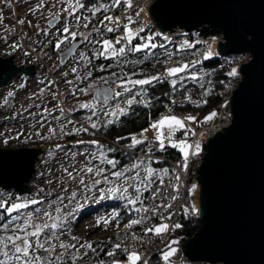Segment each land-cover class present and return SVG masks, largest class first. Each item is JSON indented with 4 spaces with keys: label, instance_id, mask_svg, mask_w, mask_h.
Segmentation results:
<instances>
[{
    "label": "snow or ice",
    "instance_id": "1",
    "mask_svg": "<svg viewBox=\"0 0 264 264\" xmlns=\"http://www.w3.org/2000/svg\"><path fill=\"white\" fill-rule=\"evenodd\" d=\"M123 5L127 9L133 7L132 0H110L108 3L100 2L97 0L91 7H87L83 0H56V5H64L60 12L50 13L47 28H40L39 25L36 26V35H43L47 45H52L54 49L60 53L61 65L66 62L65 58L70 57L73 61L71 66V73L74 80L79 83H74V80L67 79L69 73H63L65 77V83L72 86V95L76 96L77 92L83 95H87L90 89L94 88L93 84H86L85 87H80V84H84L86 81L92 79V69L95 68L97 71L104 72L112 67L111 64L96 65L93 63L94 60H112L118 66L121 64H139L143 61L140 59L129 60V57L136 53H143L144 57L147 58L149 55H154L153 50L157 48L166 49V45L163 43H156L155 36L148 34L147 36H141L140 34L145 32L144 27H140L136 30L132 28V25L136 24V19L132 16H126L127 23L121 24L119 17H114L109 13L114 9L119 8ZM54 5V6H56ZM46 7L44 0H40L37 5V11H43ZM143 9H139L136 12V17L139 18L140 12ZM103 13L101 19L98 20L97 26H95L92 31L87 33L81 32L79 29L83 27L88 29L89 25L92 24L93 20L97 18V15ZM66 14V15H65ZM63 16V19H62ZM4 17L0 15V22H2ZM19 24L24 25L25 20H19ZM31 25V21H28ZM123 29V34L115 39H103L102 37L106 33H115ZM103 29V31H101ZM100 37L99 39L93 37ZM156 35L162 36V39L168 43H171L168 36L162 33H157ZM139 38L141 43L133 44L135 39ZM7 40V36L4 37ZM86 43L91 45V53L89 56L86 52L79 50L80 45ZM120 45V47H116ZM194 46V45H193ZM13 49H19L22 47L20 43H13L11 45ZM181 49L183 45L180 46ZM29 55L30 53H25ZM167 59L164 61L165 64L172 58L173 53L165 51ZM213 57V53L208 51L204 56V60H209ZM197 61H191L187 63H182L176 67L165 68L164 73H158L150 76H143V78L132 79L133 75L137 73H126L123 71L111 72L110 75L113 78L112 83H115L120 91H115L111 88H107V91L103 90L98 93L94 98L93 102H83L80 103V109H86L90 113L87 119L89 122V127L91 129L99 130L101 127H106L109 124H113L122 116L129 114L134 104H142L145 107L151 106V98L148 95V87L154 86L155 84L162 83L164 80H168L172 90L179 91L184 87L185 80H191L198 82L201 76L197 72L193 71L196 68ZM199 63H202L199 62ZM83 69V74L81 70ZM143 75L142 71L140 73ZM232 77H237L239 72L237 69H232L229 73ZM171 78V79H169ZM97 79L108 83L106 77H98ZM56 82H49V87L54 85ZM180 85L178 88L177 85ZM204 88V85H200ZM44 90L42 89L41 92ZM208 90L205 89L204 93L207 94ZM11 96L12 93H9ZM52 95L55 97L56 93L53 92ZM140 97V99H137ZM107 102L110 99H116L117 105L113 108L111 105L108 108L97 107V103L101 101ZM122 98V99H121ZM186 100L191 101V96L186 95ZM7 103V101H5ZM175 104L176 101L172 100ZM207 103V101H203ZM125 105L121 107L120 105ZM199 106V104L197 105ZM36 107H40L36 105ZM57 108L59 109L60 115L53 116L58 123L64 119L66 123L60 128V135H79L80 133H88L89 135H95V132L89 133V127H84L83 125L76 127L75 122L70 118L65 117V112L63 107L60 106L59 101H57ZM71 111V110H70ZM41 119L37 123L44 126L49 116H52L51 112L45 108L41 112ZM101 115L105 118L101 120ZM217 116L216 112L210 113L205 117V121H211ZM93 117H96L93 120ZM188 122H196V117L187 116L184 118L177 117L175 115H165L159 120L153 121L149 124V128L155 132L154 140H149L145 135L148 132V128L142 129L139 134L130 133L128 136H119L116 139V143L119 144L122 140H130L131 143L127 144L126 147L131 150L137 149L141 145L145 147L141 150L145 151V155L149 156V159H139L136 157H129L132 161L129 165L119 167V161L116 158L110 157L109 154L116 153L117 148L106 146L100 143L98 140L84 141L79 140L77 144L91 145V147H85L79 152H65L66 156H69L72 160L80 155L86 160V164L76 171H69L68 168H64L63 171L67 175L70 181H79L82 186L83 193H95L97 190L100 193L99 198H114L122 200L126 205L130 206L134 213H149L151 212L154 216H159L161 220L170 219L171 213L168 217H163L159 209L163 208L165 211L172 207L171 204L161 201L152 207H148L144 203V193H150L152 200H155L157 196L161 195V188L164 185L165 177L169 175L168 169L157 170L151 167L154 161L150 158L154 151L164 152L166 150V142L172 148H178L182 153L183 162L178 165V167L187 172L188 162L190 157L198 156L201 152V145L199 143H189L187 140H180L176 142L172 139L177 131H184L186 134L195 135V132L188 129L186 125ZM67 124H72L73 128L69 131H65ZM49 133L56 135V129L49 127ZM23 133H18L15 137L19 139ZM37 136L41 139H46L39 132ZM139 137V138H138ZM4 143H8V139L4 140ZM63 145L57 144L56 148L58 150L63 149ZM53 153L49 152V156ZM158 163V161L156 162ZM105 165L107 167H101ZM174 173L175 183L171 184L174 192L179 193L181 177L179 172L175 169L172 170ZM131 174V175H129ZM86 176H91V180H86ZM158 182V183H157ZM169 182L171 183V177H169ZM105 185V187H98L99 185ZM155 185V187H154ZM196 185H193L189 192H194L196 190ZM131 190V191H130ZM43 191V190H41ZM165 200H178V195H170L167 192L163 193ZM77 197V192L72 191L67 197L57 196L56 200L60 203L56 205L55 212L56 216H53V212L50 210L52 204L56 201H49L47 208H33L32 206L42 204L43 200L39 198H4V194L0 193V264H77V261L84 260L88 256V253L95 255L98 251V247L102 250V244L98 242L97 246H94L93 242L82 240L80 237L71 236V242H64L61 240V236L65 233L71 231L69 218H74L76 211L81 207L77 205L76 208L70 209L69 212L61 217L59 213L63 211V205L65 199L71 203ZM63 205V207H62ZM139 205V206H137ZM27 209H32L31 211H25ZM184 213L187 215L189 212L193 214H198L199 209L194 205L185 207L183 209ZM35 214H42L47 216L52 222L47 223H37L34 220ZM119 212H114L110 218H101L97 221V226L101 224L109 225L113 220L119 217ZM151 219V216L141 215L138 219H131L125 228L131 229L133 226L140 225L144 221ZM119 226V225H117ZM175 228H180L179 223L174 225ZM145 235L152 233L157 236H161L163 233L169 231V225L167 223H160L153 227L144 228ZM133 240L139 239L136 237L135 233L131 234ZM122 243H115L112 246V250L105 253L108 257H116L118 251H123L126 254V264H140L142 261V256L137 251H133L128 247H122ZM178 240H172L166 246L167 250L161 253V257L165 264H169L171 256L175 255L177 249L173 248L172 245L178 244ZM98 264H105L103 259L98 261ZM109 264H125L118 259L110 260Z\"/></svg>",
    "mask_w": 264,
    "mask_h": 264
},
{
    "label": "water",
    "instance_id": "2",
    "mask_svg": "<svg viewBox=\"0 0 264 264\" xmlns=\"http://www.w3.org/2000/svg\"><path fill=\"white\" fill-rule=\"evenodd\" d=\"M148 13L160 33L207 28L223 36L220 57L251 58L241 65L231 97L232 124L205 142L197 172L201 228L182 249L193 264H264V0H156ZM14 56L0 58V89L36 73L35 66L17 65ZM42 153L0 149V189L32 194Z\"/></svg>",
    "mask_w": 264,
    "mask_h": 264
},
{
    "label": "rangeland",
    "instance_id": "3",
    "mask_svg": "<svg viewBox=\"0 0 264 264\" xmlns=\"http://www.w3.org/2000/svg\"><path fill=\"white\" fill-rule=\"evenodd\" d=\"M155 1L156 0H153V2ZM39 2L40 0H0V15L4 17L3 21L0 22V58H9L15 55L14 59L17 65L36 67V74L34 76L21 75L10 84L0 89V149L37 148L39 146L36 145H42L44 142L60 143L67 139L70 140L72 139L70 137L75 135H60V128L66 123V120L62 119L58 123L53 119V116L60 115L59 109L57 108V101H59L60 106L63 107L66 118H70L68 114H71L75 119H78L77 123L74 121L76 127H79V124L82 123L89 126L87 117L90 113L86 109H80V103L93 102L96 92L104 87H111L115 91H120L117 85L112 83L113 78L110 75L111 72H108L110 69L100 72L93 68L92 79L86 81L84 84H80V87H85L86 84L94 83V88L90 89L87 95L80 94L79 92H77L76 96L72 95V86L64 82L65 77L63 75V73L67 72L69 73L67 79L74 80L71 73V66L73 64L72 59L67 60L62 66L60 59L61 54L57 51L49 52L51 45L43 47V45L47 43L46 38L42 34H35L37 31L36 26L39 25L40 28H47L49 14L60 12L64 5H56V0H44L46 7L41 12L37 11ZM83 2L86 3L87 7L93 5L87 3L85 0H83ZM101 14L102 13L97 15V18L93 20L88 29L81 27L83 29L82 32L87 33L92 31ZM139 18H142V21L140 19L141 23L139 21L132 25L134 30L140 27H144L146 30V28L148 26L150 27L152 24L155 31L150 34L156 36V34L159 33L155 25L151 22L148 11L143 10L140 12ZM21 19L25 20L24 25L19 24V20ZM28 21H31V25L28 24ZM125 23H127V20H125ZM118 33L119 32H116L117 35L115 34L114 37H106L105 39L115 41L117 37L122 35ZM5 36H7V40L4 39ZM93 37L97 39L100 38L95 37V33H93ZM13 43H20L22 47L13 49L11 47ZM82 46L80 50L91 56V45L84 43ZM26 52L30 54L26 55ZM214 57L215 54L213 53L212 58ZM159 60H161V58H159ZM248 62L246 61L244 64ZM93 63L99 65L98 60H94ZM114 66L116 69L115 72L126 71L127 68H131L132 70L136 68V65L131 62L119 66L115 63ZM235 69L239 72L238 67ZM126 73L128 72L126 71ZM81 74H83V69L81 70ZM101 76L106 77L108 83H104V81L97 79ZM131 78L135 79L133 76ZM51 81H55L56 83L49 87L48 85ZM74 83L79 82L74 80ZM42 89L44 90L43 92H41ZM53 92L56 93L55 97L52 95ZM9 93H12V95L10 96ZM5 101H7V103H5ZM117 102L116 99H113L110 105L114 108ZM36 105L40 107H36ZM110 105L106 106L100 102L97 103V107L108 108ZM120 106L124 107L125 105L121 104ZM45 108L48 112L52 113V116H49L44 126H41L37 121L41 119L40 114ZM214 112L217 113V116L211 121H205V117H207L208 114L200 118V120L196 119L195 123H189L196 128L213 126L218 122L220 110ZM104 118L105 117L101 115V120ZM70 119L73 120L72 118ZM95 119L96 117H93V120ZM49 127L56 129V135L49 133ZM72 128V124H67L65 131H69ZM148 129L145 135L149 140H154L156 135L155 132L149 127ZM37 132L46 137V139H41L40 136H37ZM179 132L180 131H177L175 134ZM18 133H23V135L19 139H16L15 137ZM183 135L184 136H181L176 142L187 140L191 143L188 135L184 131ZM5 139H8L7 144L4 143ZM84 148L85 146L71 150L63 148L62 150L52 152V156H49V153L43 151L37 162V172L30 184L32 192L35 195L41 196L39 199L43 200L42 204L34 205L33 208H40L43 211V209L48 207L49 201H56V203L52 204L50 209L54 217L57 215L55 212L56 205L60 203L56 200L57 196L67 197L70 192H77L76 199L72 200L71 203H69L67 199L64 200L63 205L67 206L63 207L62 205L63 211L59 213V215L63 217L70 209L76 208L78 204L81 205L76 211L74 218H69L71 231L61 236V240L64 242H71L70 237L74 235L80 237L82 240L94 243L104 238H111V236H117L118 234L121 235L126 231L125 224L121 225L119 217L113 220L109 225L101 224L97 226V221L101 218H110L114 212H120L121 206L126 205L124 201L107 197L100 199L98 190L94 194L91 192L83 193L79 181H70L64 173L63 169L68 168L69 171H73L75 174L76 171L86 164V160L83 156L78 155L75 160H72L69 156L65 155V152H79ZM174 149L182 156L178 148ZM101 167L107 166L101 165ZM85 178L86 180L92 179L91 176H86ZM193 185L197 187L196 190L192 192L191 206L194 205L199 209L201 188L197 180ZM98 187H105V185L101 184ZM9 197L10 194L4 195L5 199ZM31 210L32 209H28L25 211ZM34 220L37 223L52 222L47 216L42 214H35ZM92 257V253L89 252L88 256L82 261L78 260L77 264H89ZM121 261L126 264V260Z\"/></svg>",
    "mask_w": 264,
    "mask_h": 264
},
{
    "label": "built area",
    "instance_id": "4",
    "mask_svg": "<svg viewBox=\"0 0 264 264\" xmlns=\"http://www.w3.org/2000/svg\"><path fill=\"white\" fill-rule=\"evenodd\" d=\"M132 3H133V7L131 9H127L125 7V8H121L118 11L110 12L109 14L113 15L114 17H120L121 22H123V20L126 19V16H132L133 19H136L138 23L140 19L142 21V18H134L136 17V12L139 9H145L146 11H149L150 7L154 2L153 0H132ZM97 23L95 24V26H97ZM79 30L81 32L83 31L82 28H80ZM121 30L119 31L118 34H123V29ZM101 31H103V29H101ZM196 32L198 31H195L193 33H188L185 30L177 29L173 33L170 32L165 34L162 33L163 35L169 37L171 43L164 41L161 36L159 40V44L160 43H163L165 45L168 44L169 46L176 48V51L173 50L169 51V53H173L174 55L168 61L167 64L164 63V61L167 59V56L165 54L161 56V60L155 62V68L157 74L164 73L165 68L167 67H176L182 63L197 61L198 62L197 64H199V62L204 60V56L207 54L208 51L214 53L215 57H220L217 52V47L220 42H223V36L220 34L218 38L215 37L204 38L201 35L196 34ZM110 35L111 33H106L102 38L105 39ZM181 45H183L182 49L180 47ZM118 47H120V45H118L117 48ZM243 56H246V58L245 59L241 58ZM229 58L230 59L227 61L226 65L229 67L231 66L235 68L238 67L239 70L241 68V65H244L246 61L248 62L250 60L249 55H241V56L229 57ZM164 81L168 82V80H164ZM240 82H241L240 74L237 77H232L229 80L227 84V95L225 96L223 105L221 106L218 122L215 125L206 128L204 127L196 128L193 125H191L188 121H186L187 128L195 132V135L187 134L189 140L191 141L192 144L199 143L201 145L200 154L198 156L190 157L188 162L187 172H184L178 167V165H180L183 162L182 157H180L178 160H170L167 157L163 156L162 154L159 155L157 151H154V154L150 157L154 161V163H156L157 161L166 162L172 167V170L175 169L176 172H179L181 177L180 184L182 186L180 187L179 193L173 191L171 184L175 183V179H174V173L171 170L169 176L165 177L164 185L161 188L162 194L157 196L155 200H152L150 197V193H148L144 201L145 205L148 207H152L161 201H165L166 203L171 204L172 207L167 211H165L163 208L159 209V212L162 213L163 217L166 218L171 213L172 214L171 218L161 220L159 216H154L152 215L151 212L140 213V216L141 215L151 216V219L144 221L140 225L133 226L131 229H127L124 235L122 236L121 240L119 241V243L123 242L122 247H128L131 250L140 253V255L143 258L140 264H165V262L161 257V253L167 250L166 246L168 245L171 234L175 229L174 225L177 223L181 225V223L183 222V218L186 215L183 209L185 207H189V208L191 207L192 192H189V189L193 186V183L197 180V172L203 161V156L205 153L204 152L205 142L209 138L215 136L217 133L222 132L223 128H228V126L232 124L233 114L230 111L231 97L233 96L234 92L237 90ZM189 95L191 96V101L185 99L186 95L171 98L168 104L166 105L165 110L161 114V116L175 115L180 118H184L187 116H194L197 119L200 116L198 109L205 104L203 103V101H207V98L200 94H193V95L189 94ZM172 100H175L176 103L173 104ZM198 104L199 106H197ZM188 108H190V110H188ZM69 115L70 118L73 119V121H75L76 123L78 122L77 118L75 119L73 115L68 114V116ZM79 125L80 126L83 125L84 127H89L84 123ZM89 130L97 132V130L91 129L90 127ZM179 136L180 134H176L172 139L174 141H177L180 138ZM167 145L169 144H167L166 142V146ZM125 150L127 153L132 154L136 158L149 159V156L145 155V151L139 148L137 150H131V149H125ZM169 177H171V183L169 182ZM164 192H167L170 195H178L179 199L165 200V197L163 195ZM187 215H194V214L189 212ZM162 222L167 223L169 225V231L163 233L161 236H157L152 233L145 235L143 231L144 228L153 227ZM132 233H135L136 237H138L139 239L133 240L131 238ZM173 248L177 249V251L175 255L171 256L169 264H193L190 263L188 259L184 256L182 246H175ZM121 253L123 255H126L122 250ZM197 264H207V263H197Z\"/></svg>",
    "mask_w": 264,
    "mask_h": 264
},
{
    "label": "trees",
    "instance_id": "5",
    "mask_svg": "<svg viewBox=\"0 0 264 264\" xmlns=\"http://www.w3.org/2000/svg\"><path fill=\"white\" fill-rule=\"evenodd\" d=\"M85 1L89 4H94L97 2V0H85ZM100 2L108 3L110 2V0H100ZM121 8H125L123 3L119 8L114 9L112 12L118 11ZM102 16H103V13L98 18V20L101 19ZM125 20H123L122 24L125 23ZM154 31H155L154 27L151 24L150 27L148 26L145 32L141 33L140 35L147 36L148 34L153 33ZM115 34L116 32L111 33L109 37H114ZM196 34H199L204 38H211V37L218 38L220 36L218 32H215L207 28L196 32ZM160 38H161L160 35H156L154 42L159 44ZM139 43H141L139 38L133 41L134 45L139 44ZM171 50L176 51V48L171 47L168 44H166V49L157 48L153 50L154 55H149L147 56V58L144 57L143 53H136L130 56L129 60L131 61V60L140 59L143 62L139 64H135L136 68H134L133 70L131 68H127L126 71L129 74L137 73V75H133V78L135 79L143 78V76L155 75L157 74L156 68H155V62L158 61L159 58H161L163 54H165V51L169 52ZM49 52H56V50L54 49L52 45L49 49ZM245 57L243 56L241 58H245ZM229 59L230 58L214 57L209 60H203L202 63L197 64L196 68L193 70L197 72L198 75L201 76V79L198 82H194L191 80H185L184 87L180 89L179 91L174 92L169 82H165V81L162 83L155 84L154 86H145V87H148L149 89L148 95L151 98L150 107H145L142 104H134L132 106V109L129 111L128 115L122 116L119 119V121L113 124H109L106 127H101L99 130H97V132H95V135H89L88 133H80L79 134L80 136L75 135L73 137H70L72 139L70 140L67 139L60 143L44 142V144L36 145V146H39L37 148L42 149L44 152L49 153V152L58 151V149L56 148L57 144L63 145L64 146L63 148L66 150L68 149L71 150V149H76V148L83 147V146L91 147V145L77 144L76 142L79 140H84V141L98 140L100 141V143L105 144L106 146L117 148L118 151L116 153L109 154L110 157L116 158L120 162L118 165L119 167L127 166L132 162L129 159V157H133V155L127 153L125 149H128L126 145L131 143V141L122 140L120 141L119 144H117L116 143L117 137L128 136L130 133L139 134L142 129L148 128L151 122L159 120L161 117H163L161 116V114L164 112L165 107L171 98L184 96L187 94L188 95L189 94H192V95L200 94V95L205 96L207 98V103H205L201 108L198 109L200 116L197 118V120H200V118L205 117L211 112L221 109L225 96L227 95V84L229 80L232 78V76H230L229 73L232 71V69L235 68V67H232V66L229 67L226 65ZM98 64H104V65L111 64L112 67L110 68L108 72H115L116 70L114 68L115 62L112 60H104L103 58H101L100 60H98ZM126 71H123V72H126ZM141 71L143 75L140 74ZM35 74H33V76ZM201 84L204 85V88L200 87ZM177 87L179 88L180 85L178 84ZM205 89L208 90L207 94L204 93ZM137 99H140V97H137ZM188 110H190V108H188ZM91 132L92 131L89 130V133ZM178 134H180L179 137L184 136L183 131H180ZM144 146L145 145H141L138 148L142 149ZM204 152H205V148H204ZM157 153L159 155L162 154L163 156L167 157L170 160H178L180 157H182L181 154L176 149L172 148L170 145L166 146V150L164 152L157 151ZM151 167L156 168L157 170L168 169L169 174L172 170V167L166 162L153 163ZM0 193L4 195L10 194V197L13 199L16 197H24L28 199H31L34 197L41 198V196L35 195L33 192L31 195H28V196H20L13 190L3 191L0 189ZM147 194H148L147 192L144 193L145 199L147 197ZM119 213H120L119 220H120L121 225L123 224L126 225L130 222L131 219H138L140 217V213L139 214L134 213L132 209L130 208V206L128 205H125V206L122 205ZM200 228H201V223L198 219V214L185 215L183 218V222L181 223V227L178 229L177 228L174 229L169 239V242L172 240H178L179 243L176 245H172V247L183 246L187 240L195 236V234L199 231ZM127 229L128 228H126V230ZM124 233H122L121 235L118 234L117 236H111V238H104V239L95 241L93 243L94 246H97L99 242L100 244H102V250L101 248L98 247L97 253L95 255L92 254L93 257H92V260L89 262V264H98V261L101 259L105 261V264H109L110 260L112 259H118L120 261L126 260V255H123L121 251H118V254L116 257H108L105 255L107 251L112 250V246L115 243H119Z\"/></svg>",
    "mask_w": 264,
    "mask_h": 264
},
{
    "label": "bare ground",
    "instance_id": "6",
    "mask_svg": "<svg viewBox=\"0 0 264 264\" xmlns=\"http://www.w3.org/2000/svg\"><path fill=\"white\" fill-rule=\"evenodd\" d=\"M244 57H245V56H244ZM245 58H246V57H245ZM245 58H244V59H245Z\"/></svg>",
    "mask_w": 264,
    "mask_h": 264
},
{
    "label": "crops",
    "instance_id": "7",
    "mask_svg": "<svg viewBox=\"0 0 264 264\" xmlns=\"http://www.w3.org/2000/svg\"><path fill=\"white\" fill-rule=\"evenodd\" d=\"M212 126V125H211ZM210 127V126H209Z\"/></svg>",
    "mask_w": 264,
    "mask_h": 264
}]
</instances>
